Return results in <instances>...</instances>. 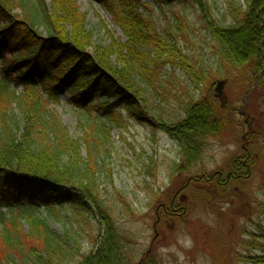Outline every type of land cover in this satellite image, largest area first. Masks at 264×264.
<instances>
[{"label":"trees","instance_id":"16d2710c","mask_svg":"<svg viewBox=\"0 0 264 264\" xmlns=\"http://www.w3.org/2000/svg\"><path fill=\"white\" fill-rule=\"evenodd\" d=\"M96 1L125 35L126 42H113L91 54L85 43L88 35L84 32L83 17L73 0H51L49 5L43 0H0V37L10 56L0 62L3 75L0 77V195L7 196L1 204L8 208L25 207L28 211L35 209L34 205L45 210L66 206L78 220H87V216L97 218L102 229L97 250L80 255L73 248L78 246L74 232L59 236L45 220L29 213V231L8 226L2 237L0 229V264H161L148 252L138 257L132 239L120 232L110 214L100 191L99 180L104 170L98 161L101 142L90 136L82 143L71 140L59 119L42 108L32 92L37 95L39 89L43 90L55 101L62 87L79 91L81 94L72 99L74 106L85 109L84 106L94 102L101 107V117L111 121L113 107H108V103L113 102L115 107L123 105L134 119L158 127L179 146L177 169L182 173L197 165L208 140L224 133L227 124L222 113L226 111L214 106L212 98L195 99L184 93V100L172 96L184 106V117L174 123L160 118L161 124L155 123L149 118L147 105L140 110L139 96L145 94L148 98L153 92L151 98L156 104L155 98L168 94L160 75L165 67L177 68L193 83L208 87L214 84L215 77L227 81L241 72L250 105L264 94V0H243L245 9L238 4L230 5L232 26L224 27L211 16L202 18L210 40L208 45L216 54L212 73L210 69L193 65L174 35L169 30L160 31L151 16L139 11L137 0H124L125 4L123 0ZM196 3L200 4L198 0ZM175 4L185 6L191 2L158 0L157 5L161 9ZM13 5L22 9L19 22L5 13ZM178 19L180 31L190 28L183 18ZM35 24L43 26L46 37L34 33ZM17 56L22 58V63L14 64ZM113 56L118 69L108 62ZM11 83L23 85L25 92L19 95L11 90ZM147 98L143 97L146 101ZM14 109L19 112L18 123L12 121ZM256 113L251 123L258 121ZM247 134L254 137L253 127ZM82 147L86 150L85 157L81 156ZM241 167L244 168L236 160L224 181L223 177L213 176L201 177L196 182L215 188L224 182L227 186L232 180L242 179ZM121 200L124 211L133 214L129 204ZM173 202L163 208L164 219L174 217L173 213L181 210ZM246 259L252 264H264V255Z\"/></svg>","mask_w":264,"mask_h":264},{"label":"rangeland","instance_id":"374dc122","mask_svg":"<svg viewBox=\"0 0 264 264\" xmlns=\"http://www.w3.org/2000/svg\"><path fill=\"white\" fill-rule=\"evenodd\" d=\"M43 1L47 5L51 3V0ZM73 1L83 17L89 53L93 54L95 49L102 51L113 42L125 44V35L112 22L102 4L96 0ZM137 1L139 11L151 16L160 31L169 30L174 35L179 48L191 58L193 65L210 69L211 73L215 71L216 54L208 45L210 40L202 18L211 16L220 25L228 27L234 25L230 5L238 4L245 9L243 0H198L200 4L190 0L191 5L175 4L161 9L158 0ZM21 10L13 5V9L9 8L5 13L19 22ZM178 18H183L190 28L184 27L180 31ZM64 29L70 31L69 27L64 26ZM33 31L46 37L41 24H35ZM2 58L9 59L10 56L0 37V61ZM15 59L14 64L22 63L20 56ZM108 62L118 69L114 56ZM241 74L231 75L222 89L226 97L221 108L226 111L222 113L227 124L224 133L208 140L197 165L184 173L177 169L179 146L158 127L134 119L123 105L115 107L113 102L108 103V107H113L111 121L101 117V107L94 102L84 106L85 109L74 106L72 99L81 94L79 91L62 87L55 101L43 90H38L39 96L32 92L41 101L42 108L59 119L71 140L82 143L90 136L101 142L98 161L104 170L99 180L100 191L116 226L132 239V248L138 257L148 252L161 264H252L247 257L264 255V94L257 98V103L250 105ZM160 75L168 94L155 98L156 104L151 98L153 92L148 98L145 94L142 98L139 96L140 110L147 105L149 118L155 123H160L161 119L174 123L184 117V106L172 99L174 95L178 100L184 98V93L195 99L212 98L213 105L220 108L214 89L222 79L214 76V84L208 87L193 83L177 68L165 67ZM10 88L19 95L25 92L21 84L11 83ZM18 113L15 109L12 112L15 116L12 121L17 123L20 121ZM254 113L259 118L251 123ZM252 127L253 138L247 134ZM81 156H86L83 147ZM236 160L245 165L240 170L241 180H232L227 186L221 182L220 188L197 183L201 177L209 179L218 173L224 181ZM6 198V195H0L2 237L8 226L29 231L28 214L31 213L33 217L45 220L59 236L74 232L78 246L73 248L80 255L97 250L99 236H102L97 218L87 216V220H78L66 206L45 210L34 205L35 209L30 211L25 207H3L1 202ZM121 199L129 204L133 214L124 211ZM170 202L181 210L173 213L174 217L164 219L162 210Z\"/></svg>","mask_w":264,"mask_h":264},{"label":"water","instance_id":"95a60500","mask_svg":"<svg viewBox=\"0 0 264 264\" xmlns=\"http://www.w3.org/2000/svg\"><path fill=\"white\" fill-rule=\"evenodd\" d=\"M224 81H218L216 83L215 91V98L219 101L220 108H223L226 102V97L223 95L222 89L224 86ZM242 114V113H241Z\"/></svg>","mask_w":264,"mask_h":264},{"label":"flooded vegetation","instance_id":"af4514ba","mask_svg":"<svg viewBox=\"0 0 264 264\" xmlns=\"http://www.w3.org/2000/svg\"><path fill=\"white\" fill-rule=\"evenodd\" d=\"M242 166H245V165L242 164ZM214 177H217L218 179H221L222 178V174L221 173H218L217 175L215 174ZM227 178H229L228 175H227Z\"/></svg>","mask_w":264,"mask_h":264}]
</instances>
